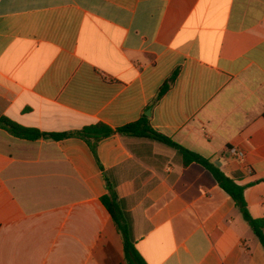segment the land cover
I'll use <instances>...</instances> for the list:
<instances>
[{
	"label": "crops",
	"instance_id": "crops-1",
	"mask_svg": "<svg viewBox=\"0 0 264 264\" xmlns=\"http://www.w3.org/2000/svg\"><path fill=\"white\" fill-rule=\"evenodd\" d=\"M142 114L264 217V0H0V117L62 133ZM108 188L145 264H264L233 200L176 149L1 127L0 264H126Z\"/></svg>",
	"mask_w": 264,
	"mask_h": 264
},
{
	"label": "trees",
	"instance_id": "trees-1",
	"mask_svg": "<svg viewBox=\"0 0 264 264\" xmlns=\"http://www.w3.org/2000/svg\"><path fill=\"white\" fill-rule=\"evenodd\" d=\"M175 77V73L161 86L159 89L156 100H158L170 87V83ZM0 127L6 130L9 134L14 137L27 139V140H36L41 137L51 140H60L70 137H76L85 140L92 149H94L95 144L110 135L120 134V135H130L137 137H148L153 140L159 141L165 145H168L178 152L182 157L183 163L188 164L195 162L202 167H204L215 179L217 184L221 189H223L229 197L233 200L235 206L240 212L243 220L250 227L253 235L260 242L264 248V217L262 218H253L244 201V186H238L231 179L226 177L216 166H214L208 159L200 156L199 154L185 149L184 147L172 142L170 139L165 136L158 134L152 130L149 118L142 114L140 118L130 124L125 126L112 129L104 124L98 123L94 125L84 126L81 129L62 132V133H41L35 129L23 128L12 121L0 117ZM102 204L107 209L111 215L114 224L117 230L121 233L123 239V253L126 264H145L137 250L134 247V243L129 239L127 235V222L125 217L120 212L119 203L116 200V197L111 190L108 188V194L104 195L101 198Z\"/></svg>",
	"mask_w": 264,
	"mask_h": 264
},
{
	"label": "built area",
	"instance_id": "built-area-1",
	"mask_svg": "<svg viewBox=\"0 0 264 264\" xmlns=\"http://www.w3.org/2000/svg\"><path fill=\"white\" fill-rule=\"evenodd\" d=\"M229 153L232 158L238 160L239 162L243 163L245 161L246 154L243 150L238 148H230Z\"/></svg>",
	"mask_w": 264,
	"mask_h": 264
}]
</instances>
